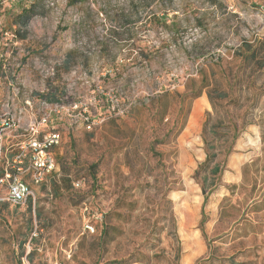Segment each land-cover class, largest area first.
Segmentation results:
<instances>
[{
    "label": "rangeland",
    "instance_id": "374dc122",
    "mask_svg": "<svg viewBox=\"0 0 264 264\" xmlns=\"http://www.w3.org/2000/svg\"><path fill=\"white\" fill-rule=\"evenodd\" d=\"M69 1L0 0L5 76L93 123L36 204L0 205V264H264V233L230 241L264 227V0Z\"/></svg>",
    "mask_w": 264,
    "mask_h": 264
},
{
    "label": "built area",
    "instance_id": "2783aa9c",
    "mask_svg": "<svg viewBox=\"0 0 264 264\" xmlns=\"http://www.w3.org/2000/svg\"><path fill=\"white\" fill-rule=\"evenodd\" d=\"M61 85V90L51 93L31 92L17 75L5 76L0 65V204H36L39 192L34 187L40 188L56 172L65 134L82 126L92 129L83 97L73 100L70 86ZM109 104L120 115L127 112L119 100L110 99ZM85 231L95 233L89 220Z\"/></svg>",
    "mask_w": 264,
    "mask_h": 264
},
{
    "label": "crops",
    "instance_id": "0c3cea01",
    "mask_svg": "<svg viewBox=\"0 0 264 264\" xmlns=\"http://www.w3.org/2000/svg\"><path fill=\"white\" fill-rule=\"evenodd\" d=\"M259 209L261 211H264V207H262V206ZM260 229H261V231H259V229H257V230L256 229H251V228L246 227L244 225V227H242V229L238 228L236 230V236L234 238H231L230 241L235 243V242H239L241 240H246L252 235L251 232H256L257 234L260 232L259 235L263 234L264 233V227H260ZM253 230H255V231H253ZM245 252H247V253L252 252V255L248 254V255L244 256V258H246V260H248V261L239 262V261H237V259L229 258L227 260H221L219 263L220 264H260L259 261H257V258L259 257V255L256 256V253H254V251H251V249H246ZM195 258H196V253H194V255L191 258L190 262H193V264H194ZM212 260H214V258H212ZM215 263H216V261H215ZM184 264H187V260H184Z\"/></svg>",
    "mask_w": 264,
    "mask_h": 264
},
{
    "label": "trees",
    "instance_id": "16d2710c",
    "mask_svg": "<svg viewBox=\"0 0 264 264\" xmlns=\"http://www.w3.org/2000/svg\"><path fill=\"white\" fill-rule=\"evenodd\" d=\"M78 0H70L69 3L72 4V3H76ZM34 16V13L32 11V8H22V11L21 13H19L16 18H17V21L19 23V26L23 29L27 28L30 20L32 19V17ZM22 34H26V32L23 30L22 31ZM3 204H6V203H3ZM8 204V203H7ZM2 205V204H0ZM15 207H18V206H15Z\"/></svg>",
    "mask_w": 264,
    "mask_h": 264
}]
</instances>
